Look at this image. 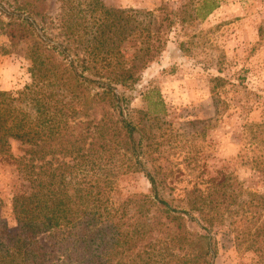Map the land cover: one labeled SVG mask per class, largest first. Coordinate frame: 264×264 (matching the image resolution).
<instances>
[{
    "label": "trees",
    "instance_id": "obj_1",
    "mask_svg": "<svg viewBox=\"0 0 264 264\" xmlns=\"http://www.w3.org/2000/svg\"><path fill=\"white\" fill-rule=\"evenodd\" d=\"M46 1L0 0V36L13 51L28 44L33 63L32 83L0 90V164H13L24 181L12 199L15 225L0 203V264H215L213 229L234 204L242 210L234 215L237 247L259 251L264 263V194L238 188L231 175L206 190H167L171 172L145 166L132 119L141 72L161 57L173 28L205 20L220 0L166 3L158 14L59 0L62 41L36 19L47 16ZM137 171L150 192L124 194L119 177Z\"/></svg>",
    "mask_w": 264,
    "mask_h": 264
},
{
    "label": "rangeland",
    "instance_id": "obj_2",
    "mask_svg": "<svg viewBox=\"0 0 264 264\" xmlns=\"http://www.w3.org/2000/svg\"><path fill=\"white\" fill-rule=\"evenodd\" d=\"M103 1L113 8H141L156 14L166 3L175 9L198 4V0ZM46 2L47 16L36 19L62 41L54 18L61 3ZM127 45L136 48L138 40ZM2 46L8 51L0 49V90L16 92L33 81V63L25 56L28 44L13 51L6 37L0 36ZM158 99L163 106L153 104ZM131 108L136 110L132 119L140 129L145 166L171 172L167 190H206L231 175L238 188L263 195L264 0H220L205 20L178 22L161 57L141 72ZM13 146L16 154L23 153L20 143ZM23 184L13 164H0L1 213L12 226V199ZM119 184L126 195L151 190L141 171L121 175ZM230 208L233 213L225 211L223 222L213 229L215 264H264L259 251L237 247L234 215L242 210L237 204ZM257 210L262 212L261 222L264 208ZM259 224L253 222V233ZM188 226L205 233L195 222L188 221Z\"/></svg>",
    "mask_w": 264,
    "mask_h": 264
}]
</instances>
